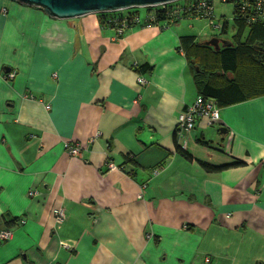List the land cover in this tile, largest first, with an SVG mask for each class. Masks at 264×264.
<instances>
[{"label": "crops", "instance_id": "crops-1", "mask_svg": "<svg viewBox=\"0 0 264 264\" xmlns=\"http://www.w3.org/2000/svg\"><path fill=\"white\" fill-rule=\"evenodd\" d=\"M196 21L118 35L99 14L0 0V264H264V96L176 130L198 97ZM175 137L199 161L245 164L207 173Z\"/></svg>", "mask_w": 264, "mask_h": 264}, {"label": "trees", "instance_id": "trees-1", "mask_svg": "<svg viewBox=\"0 0 264 264\" xmlns=\"http://www.w3.org/2000/svg\"><path fill=\"white\" fill-rule=\"evenodd\" d=\"M155 7L151 9H128L117 12L99 13L102 26L115 28L125 20L128 28L138 25L135 19L145 13H153L155 19L147 21L151 25H160L166 21L169 9ZM177 23V22H176ZM225 24L221 33H226ZM237 34L229 47H220L215 51L212 47L205 46L203 42L196 41L195 37L183 38V48L186 52L189 67L192 71L194 83L198 92L205 101H215L219 108L236 103L248 101L264 96V26L261 24H247L242 20H235ZM246 35V36H245ZM139 71H148L150 67L141 66ZM175 141L176 153L186 161H196L207 173H219L229 168L243 166L245 163L238 161L233 164L214 166L195 159L187 150ZM204 146H211V142L199 139ZM126 161L133 159L126 156Z\"/></svg>", "mask_w": 264, "mask_h": 264}, {"label": "built area", "instance_id": "built-area-1", "mask_svg": "<svg viewBox=\"0 0 264 264\" xmlns=\"http://www.w3.org/2000/svg\"><path fill=\"white\" fill-rule=\"evenodd\" d=\"M222 3L230 4L232 6V19L233 22L237 20L245 21L247 24H261L264 26V0H220ZM168 5L172 6L167 13V20L162 24L155 26H168L169 24L180 22L184 19L199 18L208 19L209 24L215 29H219L221 32L226 23L224 19H218L215 21L214 14V0H180L177 2L159 5L157 7L165 8ZM155 8V7H152ZM135 9H151V8H135ZM125 11V10H120ZM117 12V11H115ZM155 19L153 13L143 12L135 21L138 25L154 26L148 24L147 21H153ZM143 26V27H144ZM118 35L128 30L127 22L124 20L121 25L114 28ZM9 77H13V74H9ZM146 81L142 77L138 78L139 85H145ZM50 109V106H47ZM206 120L207 124L212 126L220 120V108L215 101H205L201 96H198L191 105H187L182 113L178 117L176 130L179 134L188 133L196 128L197 123L200 120ZM65 148L68 155L71 157H80L81 146L77 143H66ZM110 170L115 169L116 166L112 163L108 164ZM30 196L36 195V192L30 191ZM54 219L57 224H61L65 220V213L61 208H56L53 211ZM11 237V232L8 229H4L0 232V240H7ZM206 263L210 262V258L205 259Z\"/></svg>", "mask_w": 264, "mask_h": 264}, {"label": "water", "instance_id": "water-1", "mask_svg": "<svg viewBox=\"0 0 264 264\" xmlns=\"http://www.w3.org/2000/svg\"><path fill=\"white\" fill-rule=\"evenodd\" d=\"M28 6L40 7L51 17L68 20L88 14L115 12L134 8H152L180 0H15ZM218 51L220 47H229L232 42L217 37L204 43ZM220 132H226L221 128Z\"/></svg>", "mask_w": 264, "mask_h": 264}, {"label": "rangeland", "instance_id": "rangeland-1", "mask_svg": "<svg viewBox=\"0 0 264 264\" xmlns=\"http://www.w3.org/2000/svg\"><path fill=\"white\" fill-rule=\"evenodd\" d=\"M214 14L215 21H217L218 19H224L228 22L226 33H221L219 29H215L214 27H212L209 24L208 19L199 18L195 23V27L197 31H199L197 39L204 42L209 41L213 37L229 41L234 40L237 32L232 19V6L230 4L222 3L220 0H214Z\"/></svg>", "mask_w": 264, "mask_h": 264}]
</instances>
